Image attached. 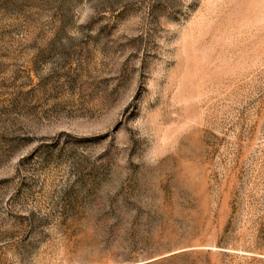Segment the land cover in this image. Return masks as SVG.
Masks as SVG:
<instances>
[{
  "label": "rangeland",
  "instance_id": "obj_1",
  "mask_svg": "<svg viewBox=\"0 0 264 264\" xmlns=\"http://www.w3.org/2000/svg\"><path fill=\"white\" fill-rule=\"evenodd\" d=\"M0 264H264V0H0Z\"/></svg>",
  "mask_w": 264,
  "mask_h": 264
},
{
  "label": "water",
  "instance_id": "obj_2",
  "mask_svg": "<svg viewBox=\"0 0 264 264\" xmlns=\"http://www.w3.org/2000/svg\"><path fill=\"white\" fill-rule=\"evenodd\" d=\"M154 259H150L149 261H147V262H151V261H153Z\"/></svg>",
  "mask_w": 264,
  "mask_h": 264
}]
</instances>
